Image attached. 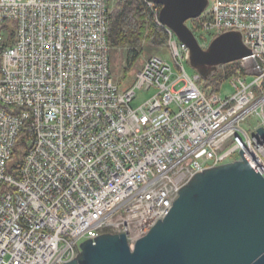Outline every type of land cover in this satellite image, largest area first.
<instances>
[{"label":"built area","instance_id":"built-area-1","mask_svg":"<svg viewBox=\"0 0 264 264\" xmlns=\"http://www.w3.org/2000/svg\"><path fill=\"white\" fill-rule=\"evenodd\" d=\"M209 1L188 25L199 44L235 31L252 51L229 97L187 74L189 50L153 0L174 65L148 57L125 91L111 71L110 0H0V264H66L104 233L133 247L192 177L241 151L264 177V0ZM136 89L155 92L137 109Z\"/></svg>","mask_w":264,"mask_h":264},{"label":"water","instance_id":"water-1","mask_svg":"<svg viewBox=\"0 0 264 264\" xmlns=\"http://www.w3.org/2000/svg\"><path fill=\"white\" fill-rule=\"evenodd\" d=\"M160 23L189 50L188 62L209 79L220 67L252 56L239 32L203 48L188 22L209 0H153ZM264 142V129H258ZM66 264H264V177L244 151L241 159L206 169L184 185L169 214L133 247L126 234L104 233L80 246Z\"/></svg>","mask_w":264,"mask_h":264},{"label":"trees","instance_id":"trees-1","mask_svg":"<svg viewBox=\"0 0 264 264\" xmlns=\"http://www.w3.org/2000/svg\"><path fill=\"white\" fill-rule=\"evenodd\" d=\"M108 45L111 51L127 50V63L132 68L142 57V47L167 49L169 35L166 29L155 21V17L145 0H118L113 7L109 29ZM243 73L240 62L220 67L209 79H202L205 87L220 93L222 85ZM29 134L23 132L18 140L10 170L20 163L28 148Z\"/></svg>","mask_w":264,"mask_h":264},{"label":"rangeland","instance_id":"rangeland-1","mask_svg":"<svg viewBox=\"0 0 264 264\" xmlns=\"http://www.w3.org/2000/svg\"><path fill=\"white\" fill-rule=\"evenodd\" d=\"M117 1L118 0H110L111 11L113 10V7L116 5ZM188 25L192 27V23L189 22ZM142 54L143 55L140 58V60L135 64V66L131 68L127 63V50L126 49H120V50L110 52L112 76L115 82L119 84L122 90L125 91L136 83V75L141 70V67L145 63L146 59L150 56H153V55L160 56L162 58L167 59L172 65H174L172 55L170 54V51L167 49L158 50L156 48L149 47L144 42L143 47H142ZM240 65L242 69L245 70V67L242 66L241 63ZM183 66L185 68V71L190 77L197 76L198 72L190 65L188 61H184ZM154 94H155L154 91L148 92L145 90L136 89V99L132 103V107L135 109L139 108L147 100H149ZM220 94L222 97H229V96H232V94H234V87L232 85L231 80L226 81L222 85ZM258 123H259L258 120H256L255 118H250L247 121L245 126L249 130V127H252V128L257 127ZM239 158L240 156L236 155L234 159L230 160L229 162L236 161Z\"/></svg>","mask_w":264,"mask_h":264}]
</instances>
